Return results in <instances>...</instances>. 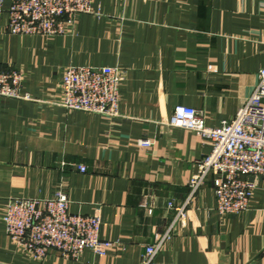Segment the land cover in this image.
<instances>
[{
    "label": "crops",
    "instance_id": "crops-1",
    "mask_svg": "<svg viewBox=\"0 0 264 264\" xmlns=\"http://www.w3.org/2000/svg\"><path fill=\"white\" fill-rule=\"evenodd\" d=\"M10 4L0 0V69L22 71L31 100L0 98V264H141L175 219L169 202L185 203L211 150L168 124L174 108L204 111L212 128L234 119L264 66V0H92L93 13L56 36L8 33ZM71 66L127 72L119 115L61 106ZM216 181L211 175L188 206L159 264H264V177L248 210L229 216L216 208ZM58 190L71 214L100 209L101 239L114 243L108 255L86 250L73 260L52 250L37 261L8 237V199Z\"/></svg>",
    "mask_w": 264,
    "mask_h": 264
},
{
    "label": "built area",
    "instance_id": "built-area-1",
    "mask_svg": "<svg viewBox=\"0 0 264 264\" xmlns=\"http://www.w3.org/2000/svg\"><path fill=\"white\" fill-rule=\"evenodd\" d=\"M8 13L11 35L56 36L78 16L92 14L93 8L92 0H11ZM126 74L119 67H68L61 80L64 95L61 106L69 111L115 117L119 115ZM258 79L252 95L234 119L223 121L219 127L207 126L202 110L183 105L174 108L168 124L210 141L211 150L197 161L185 203L177 206L169 202V208L175 210V219L164 235L145 247L141 264H159L158 256L172 238L175 225L184 223L188 206L211 175L217 179L216 208L221 215H238L248 210L257 179L264 177V66ZM23 82L24 75L19 69H0V98L31 100L29 94L22 92ZM141 144L149 147L153 142L145 140ZM79 170L84 173L86 167L80 165ZM69 204L63 190L49 198L8 199L6 233L37 261L45 259L52 250L73 260H79L86 250L97 256L108 255L114 243L101 239L100 209L91 216L71 214Z\"/></svg>",
    "mask_w": 264,
    "mask_h": 264
}]
</instances>
